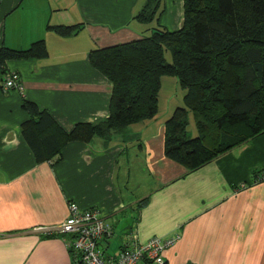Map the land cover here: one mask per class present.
I'll list each match as a JSON object with an SVG mask.
<instances>
[{
    "label": "crops",
    "instance_id": "0c3cea01",
    "mask_svg": "<svg viewBox=\"0 0 264 264\" xmlns=\"http://www.w3.org/2000/svg\"><path fill=\"white\" fill-rule=\"evenodd\" d=\"M145 1L0 0V44L25 49L43 39L49 52L7 63L22 90L0 79V264H74L68 236L57 232L72 202L122 233L120 249L131 233L140 242L177 237L164 251L169 264H264V134L193 172L165 155V121L158 131L152 120L132 125L138 144L128 145L130 126L107 142L71 141L41 162L22 135L24 99L66 130L109 116L112 83L89 54L142 38L153 24L135 17ZM165 1L159 22L177 30L184 0ZM78 23L66 37L48 28Z\"/></svg>",
    "mask_w": 264,
    "mask_h": 264
},
{
    "label": "trees",
    "instance_id": "16d2710c",
    "mask_svg": "<svg viewBox=\"0 0 264 264\" xmlns=\"http://www.w3.org/2000/svg\"><path fill=\"white\" fill-rule=\"evenodd\" d=\"M163 10V0H146L135 17L153 23L148 35L90 51L91 65L112 83L108 117L66 130L49 111L23 100L28 119L22 135L37 162L56 158L71 141L99 137L107 142L134 124L153 120L166 76L175 77L184 94L183 104L164 122V152L188 171L264 134V0H184L177 30L160 24ZM83 26L48 28L66 37ZM48 54L43 39L25 49L0 44V79L5 82L12 72L9 61Z\"/></svg>",
    "mask_w": 264,
    "mask_h": 264
},
{
    "label": "built area",
    "instance_id": "2783aa9c",
    "mask_svg": "<svg viewBox=\"0 0 264 264\" xmlns=\"http://www.w3.org/2000/svg\"><path fill=\"white\" fill-rule=\"evenodd\" d=\"M4 84L7 88L23 89L20 76L15 71L7 76ZM70 211V216L57 232L68 236L66 244L73 254L74 264H169L164 251L175 244L177 237H152L140 242L132 233L127 245L116 253H109L113 227L99 217L95 209L79 210L72 202Z\"/></svg>",
    "mask_w": 264,
    "mask_h": 264
},
{
    "label": "rangeland",
    "instance_id": "374dc122",
    "mask_svg": "<svg viewBox=\"0 0 264 264\" xmlns=\"http://www.w3.org/2000/svg\"><path fill=\"white\" fill-rule=\"evenodd\" d=\"M163 6L164 7L166 6L165 0L163 1ZM148 33H149V30H147L146 35H148ZM177 82L178 81L175 77L166 76V77L162 78V87H161L160 96H159V112H158V115L152 120V124L156 123L157 126L155 127V125H152V129L156 128L157 131L160 130L161 128L159 125H161V123L164 122L167 119V117L169 118L178 106L183 104L184 91L182 90L179 83H177ZM168 112L171 113V114H169V116H168ZM193 123H194V120L192 117L189 129L193 131V132H190V134L194 135L196 133L195 132L196 128L194 127L195 125ZM130 128L132 129V131L127 133L128 136H126V140L128 142V145H129V143H133V141L135 144H138L139 143L138 140H134V139H136V134H134L136 129H133L134 128L133 126ZM137 133H139L138 134V135H140L139 141H141L143 131L141 129H138ZM136 147L138 148V145ZM131 148H132V145H131ZM130 155L132 156V151H130ZM141 156H142V154L139 155V157H141ZM142 168H143V166H142ZM147 191L148 190H146V192ZM146 192L143 193L142 191H139V193L141 194V195H139V198H143L144 195H146ZM142 193H143V195H142ZM141 205H143L142 202H141ZM125 222H132V221L125 219L124 223ZM118 234L119 233L116 232L115 235L112 238H110V240H109L111 243V245L108 246L109 253H114L115 251L118 252L120 249L118 247L119 246L118 243L120 241V238H121L120 235L122 233L120 235H118ZM130 235H129V239H130ZM137 239H138V235H137ZM138 241H139V239H138ZM128 243L129 242H127L126 245ZM104 245L106 246V243H104ZM112 245H115V251H114V248Z\"/></svg>",
    "mask_w": 264,
    "mask_h": 264
}]
</instances>
